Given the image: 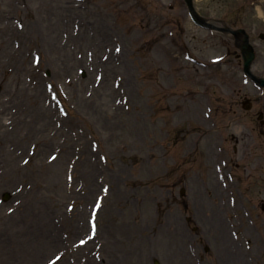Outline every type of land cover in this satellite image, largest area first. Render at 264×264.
<instances>
[{
    "label": "rangeland",
    "instance_id": "rangeland-1",
    "mask_svg": "<svg viewBox=\"0 0 264 264\" xmlns=\"http://www.w3.org/2000/svg\"><path fill=\"white\" fill-rule=\"evenodd\" d=\"M195 4L205 16L239 20L258 52L253 70L264 76V0ZM233 48L230 37L193 23L184 0H0V264H46L56 254L54 264H174L173 250L176 264H219L212 215H196L212 247L206 254L177 201L180 186L194 199L195 180L211 179L200 173L203 136L222 138L224 156L234 157L231 133L253 126L237 113L207 134L209 100L237 102L241 112L248 93L264 104V89L228 55ZM48 82L69 115L48 102ZM238 187L214 196L217 227L237 252L247 245L241 233L250 238L249 264H264V217L254 211L248 220L250 193ZM251 195L264 199V185ZM240 256L229 264H242Z\"/></svg>",
    "mask_w": 264,
    "mask_h": 264
},
{
    "label": "bare ground",
    "instance_id": "bare-ground-1",
    "mask_svg": "<svg viewBox=\"0 0 264 264\" xmlns=\"http://www.w3.org/2000/svg\"><path fill=\"white\" fill-rule=\"evenodd\" d=\"M64 65L65 66H67V62H64ZM83 83L84 82H81V84H80V86H82L83 85ZM105 93V92H104ZM106 94V93H105ZM35 97H36V100H38L39 98H41L38 94H37V96L35 95ZM36 113L37 114H45V116L47 115L46 114V112H45V110H44V107H37L36 108ZM37 117V116H36ZM38 118V117H37ZM59 162V161H58ZM58 162L57 163H55V164H52V165H56V164H58ZM28 200L26 199V201L25 202H27ZM25 206V205H24Z\"/></svg>",
    "mask_w": 264,
    "mask_h": 264
},
{
    "label": "snow or ice",
    "instance_id": "snow-or-ice-1",
    "mask_svg": "<svg viewBox=\"0 0 264 264\" xmlns=\"http://www.w3.org/2000/svg\"><path fill=\"white\" fill-rule=\"evenodd\" d=\"M81 243H83V241H81Z\"/></svg>",
    "mask_w": 264,
    "mask_h": 264
},
{
    "label": "flooded vegetation",
    "instance_id": "flooded-vegetation-1",
    "mask_svg": "<svg viewBox=\"0 0 264 264\" xmlns=\"http://www.w3.org/2000/svg\"><path fill=\"white\" fill-rule=\"evenodd\" d=\"M263 133H264V130H263Z\"/></svg>",
    "mask_w": 264,
    "mask_h": 264
}]
</instances>
